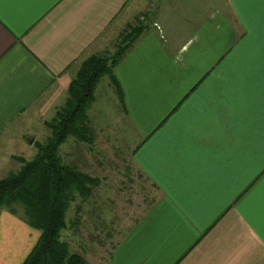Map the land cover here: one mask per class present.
Returning <instances> with one entry per match:
<instances>
[{
  "label": "crops",
  "instance_id": "0c3cea01",
  "mask_svg": "<svg viewBox=\"0 0 264 264\" xmlns=\"http://www.w3.org/2000/svg\"><path fill=\"white\" fill-rule=\"evenodd\" d=\"M146 9L113 70L123 99L107 84L148 196L107 254L93 259L90 240L70 249L89 264H264V0H0V177L36 153L23 135L65 101L81 62ZM97 163L84 171L97 178ZM97 185L70 201L76 223ZM40 235L2 208L0 264H23Z\"/></svg>",
  "mask_w": 264,
  "mask_h": 264
},
{
  "label": "trees",
  "instance_id": "16d2710c",
  "mask_svg": "<svg viewBox=\"0 0 264 264\" xmlns=\"http://www.w3.org/2000/svg\"><path fill=\"white\" fill-rule=\"evenodd\" d=\"M130 24H128L129 26ZM143 29L130 26L110 54L93 53L80 64L68 87V96L48 122L51 134L37 142L31 159H22L21 167L0 177V210L19 212L41 230V235L23 264H89L85 255L72 251L61 238L66 226V211L77 192H91L97 178L62 158L60 146L70 135L94 143V130L89 109L101 77L109 75L121 99L122 90L114 75V67L132 46Z\"/></svg>",
  "mask_w": 264,
  "mask_h": 264
},
{
  "label": "rangeland",
  "instance_id": "374dc122",
  "mask_svg": "<svg viewBox=\"0 0 264 264\" xmlns=\"http://www.w3.org/2000/svg\"><path fill=\"white\" fill-rule=\"evenodd\" d=\"M161 1L149 0L153 9L158 7ZM149 14L147 9L140 11L128 23L130 24L129 26L128 24L124 25L122 30L118 32L119 34L114 39L109 52L101 54L113 53L117 47L116 43L122 38L126 30H129L130 26L139 25V23L147 24L151 16ZM100 82L96 89L95 97L97 100H95L93 108L97 115L95 126H92L94 130V143L89 144L77 139L74 135H70L69 143L63 145V148L60 149L62 158L67 162L75 164L81 170H85L86 166L89 169L91 165H94L93 167L97 170L98 159L101 162V167H103V172H97L98 181L94 182L99 185L94 187V191L88 197L89 204L90 200H93L95 205L84 207L86 218L81 224L76 223V208L75 205H71L68 208V218L66 217L68 229L63 228L61 230V238L71 243L70 248L77 249L83 244H86L88 247V241H92L93 244L92 246L90 244L88 250L92 252L90 254L91 257L93 253L96 254V257H92L96 260L102 253L107 254L106 252L110 251L116 244L120 234L127 226L125 222L126 217L131 216L132 213L134 214L133 209L136 205H139L143 196H148L145 194L146 190H144V178L137 167L132 164L131 159L128 158L129 147L123 141V139L125 141H132L134 137L133 133L129 132L127 133V138H123L125 134L124 123H129V120L125 119L124 112L117 103L115 92L107 84L108 75H103ZM62 104L57 106L56 111ZM56 111L53 114L51 112L47 116L45 113L39 115L37 119L43 125L41 128H35V134L28 132L29 134L23 135V139L26 138V142H24L26 146L32 148V143H34L33 146H35V150L37 151L36 143L43 142L51 134L48 122L55 117ZM42 119L44 120L43 122ZM126 129L130 131L129 127ZM27 153L29 152H24L25 155L16 154L13 160L8 161L9 165L12 164L11 167H13L10 172L16 171L21 167L23 158L31 159L35 155L27 156ZM77 198L81 200L80 193L77 194ZM18 210L23 214L22 206L19 205ZM82 235L83 238L80 239ZM88 235L94 236L93 239L87 238Z\"/></svg>",
  "mask_w": 264,
  "mask_h": 264
}]
</instances>
